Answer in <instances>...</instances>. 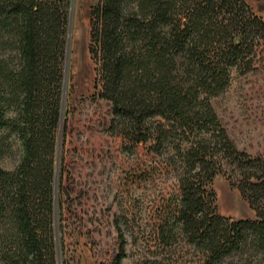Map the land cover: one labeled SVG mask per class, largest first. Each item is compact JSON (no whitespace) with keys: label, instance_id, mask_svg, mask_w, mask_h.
Here are the masks:
<instances>
[{"label":"trees","instance_id":"1","mask_svg":"<svg viewBox=\"0 0 264 264\" xmlns=\"http://www.w3.org/2000/svg\"><path fill=\"white\" fill-rule=\"evenodd\" d=\"M66 24L67 0H0V47L19 54L16 70L0 60V128L17 132L24 148L15 169L0 168L1 264H57L51 155ZM89 53L110 130L139 149L136 170L123 179L127 192L168 179L145 223H132L125 210L112 215L109 264L127 257L128 231L139 264H223L236 256L264 264V158L235 147L210 103L233 69L246 74L264 61V21L245 0H99ZM10 106L19 113L6 119ZM223 162L254 219L217 213L209 185ZM64 173L60 211L70 200Z\"/></svg>","mask_w":264,"mask_h":264},{"label":"rangeland","instance_id":"2","mask_svg":"<svg viewBox=\"0 0 264 264\" xmlns=\"http://www.w3.org/2000/svg\"><path fill=\"white\" fill-rule=\"evenodd\" d=\"M98 1L67 0L64 57L59 66L60 118L53 129L51 155L57 264H109L116 244L112 215L125 210L132 223H145L155 194L168 182L157 178L144 185L133 184L129 193L125 188L124 176L136 170L139 149L116 130H110V107L96 97V64L89 53V43L90 11ZM245 1L264 21V0ZM0 60L18 69L19 54L14 45L0 47ZM210 103L235 147L252 157L264 158V61L246 74L233 69L229 85ZM18 113L17 107L10 106L5 117L13 119ZM172 154L169 148L167 155ZM23 155L17 132L0 128V168L15 169ZM61 170L65 171L64 187L70 192L63 211L57 203ZM237 185L236 176L224 163L209 185L215 194V209L232 220L254 219L255 211ZM129 233L127 257L122 264H139L138 247L132 244ZM223 264L248 263L236 256Z\"/></svg>","mask_w":264,"mask_h":264}]
</instances>
